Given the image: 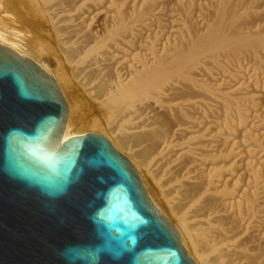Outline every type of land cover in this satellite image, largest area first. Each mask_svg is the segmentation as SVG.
<instances>
[{
    "label": "bare ground",
    "instance_id": "6f19581e",
    "mask_svg": "<svg viewBox=\"0 0 264 264\" xmlns=\"http://www.w3.org/2000/svg\"><path fill=\"white\" fill-rule=\"evenodd\" d=\"M0 45L53 76L63 143L103 132L131 161L196 264H264V0H0Z\"/></svg>",
    "mask_w": 264,
    "mask_h": 264
},
{
    "label": "water",
    "instance_id": "95a60500",
    "mask_svg": "<svg viewBox=\"0 0 264 264\" xmlns=\"http://www.w3.org/2000/svg\"><path fill=\"white\" fill-rule=\"evenodd\" d=\"M53 76L0 45V264H196L103 135L63 143Z\"/></svg>",
    "mask_w": 264,
    "mask_h": 264
},
{
    "label": "rangeland",
    "instance_id": "374dc122",
    "mask_svg": "<svg viewBox=\"0 0 264 264\" xmlns=\"http://www.w3.org/2000/svg\"><path fill=\"white\" fill-rule=\"evenodd\" d=\"M77 130H88V131H90L91 129L89 128V125H86V126H83V125H80V126H78V128H77ZM95 133H99V134H101V135H103L104 137H106L111 143H112V141L109 139V137L108 136H106V135H104L103 134V132L102 133H100V132H95ZM113 144V143H112ZM114 146V145H113ZM115 147V146H114ZM117 149V148H116ZM118 150V149H117ZM194 261V260H193ZM195 262V261H194ZM196 263V262H195Z\"/></svg>",
    "mask_w": 264,
    "mask_h": 264
}]
</instances>
